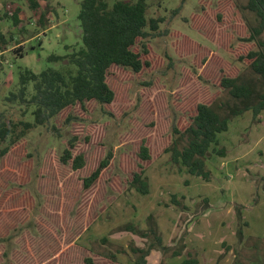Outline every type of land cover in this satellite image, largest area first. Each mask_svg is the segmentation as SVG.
<instances>
[{"label":"rangeland","instance_id":"374dc122","mask_svg":"<svg viewBox=\"0 0 264 264\" xmlns=\"http://www.w3.org/2000/svg\"><path fill=\"white\" fill-rule=\"evenodd\" d=\"M82 1H40L31 12L25 0H0V18L20 8L18 27L9 18L0 20V34L7 42L0 53V113L8 125L33 122L32 107L5 100L16 91L19 73L56 68L48 56H64L71 50L66 47L81 46L77 15ZM246 4L146 0V17L162 19L144 41L148 54H142V60L149 66L139 74L113 67L107 76L115 92L110 105L89 103L85 109L64 110L28 131L1 161L0 228L5 227L0 234L5 232L7 239L0 241V264H85L86 258L96 264H136L139 254L132 249L153 243L149 228L169 250L163 257L150 251L148 264H178L188 255L200 264H264V111L256 119L251 111L244 112L217 135L224 154L206 160L208 182L173 165L162 152L174 112L183 128L198 102L219 95L215 87L222 73L233 75L235 70L264 91L263 80L238 58L252 44L264 50V31L255 43L240 41L259 24ZM191 16L206 37L190 26ZM19 46L23 57L14 53ZM140 46L138 42L133 49L140 51ZM219 59L227 64L221 71L215 64ZM227 99L226 93L221 95ZM69 115L76 120L65 123ZM71 137L77 138L73 154L82 153L85 159L78 171L60 161ZM142 141L156 157L143 175L145 195L126 185L138 170L136 153ZM109 149L110 165L84 189L83 178ZM132 227L147 235L133 234ZM181 243L183 252L174 256L173 249Z\"/></svg>","mask_w":264,"mask_h":264},{"label":"trees","instance_id":"16d2710c","mask_svg":"<svg viewBox=\"0 0 264 264\" xmlns=\"http://www.w3.org/2000/svg\"><path fill=\"white\" fill-rule=\"evenodd\" d=\"M25 1L31 12H35L40 7V1L48 2V0ZM183 2L184 0H181V5ZM245 9L256 15L259 24L256 28H251L248 36L240 41L255 43V38L264 31V0H247ZM178 11L179 8L173 13ZM19 12L20 8H16L11 14L4 13L3 18H9L13 27H18ZM146 12V0H83L81 2L77 15L81 30V46L77 49L66 47L71 50L64 56L53 54L48 56L47 60L56 64V68L48 67L38 74L28 69L22 70L18 76L16 91L9 92L5 98L8 102L18 101L32 107L33 122H11L8 125L3 113H0V163L28 131L47 124L64 110L75 106L85 109L89 103L102 107L110 105L115 99V92L109 86L107 76L113 67L139 74L149 66L148 62L142 60V54H148L144 41L158 30L162 19L147 18ZM195 20L197 21V18L190 17V26L199 36L206 37L203 30L195 28ZM40 21L42 24L41 18ZM138 42L141 43L140 51H135L133 48ZM6 43L4 36L0 34V53L5 50L2 46ZM252 45L253 47H249L238 58L239 61H247L246 68L264 82V50ZM192 46L196 45L192 44ZM22 50L19 46L14 53L23 57ZM196 52L198 53L194 48V53ZM210 58L211 56L207 59V64ZM65 61L67 64L64 63ZM215 64L220 67V71L227 65L220 59ZM215 88L219 90V95L210 102H198L183 128L178 126V115L174 112L169 142L162 151L164 154H169L173 165L184 168L189 175L206 182L211 178V173L206 168V160L211 155L224 154L223 149L217 147V135L226 132L229 121L244 112L251 111L256 119L264 111V91L256 90L254 85L243 80L242 75L235 70L233 75L222 73ZM225 93L228 96L227 101L221 100V95ZM73 119L76 120L69 115L65 123ZM53 127L56 130L54 125ZM76 141V137L69 138L67 147L60 156L62 164L70 165L72 171L81 170L85 166L84 155L73 154ZM136 157L139 161L138 170L131 174L126 185L127 189H134L145 195L148 193V186L143 175L145 170L156 161V157L151 154L144 141L140 144ZM112 159L113 152L109 149L97 167L83 178L84 189H89L96 183ZM4 227L0 228V231ZM129 230L133 234H150L153 237V243L149 247L132 249L133 253L139 254L136 264H146V257L152 250L159 252L161 257L169 250L162 245L159 234L153 228H149L147 234L134 227ZM4 233L0 234V241L7 239ZM178 245L172 251L174 256H179L185 248L184 243ZM111 258L114 260L113 257ZM84 263L96 264L92 258H86ZM179 264H198V261L188 255Z\"/></svg>","mask_w":264,"mask_h":264},{"label":"crops","instance_id":"0c3cea01","mask_svg":"<svg viewBox=\"0 0 264 264\" xmlns=\"http://www.w3.org/2000/svg\"><path fill=\"white\" fill-rule=\"evenodd\" d=\"M178 232V230H176V228H175V231H174V233L172 234L173 235V238L178 234L177 233ZM172 239V238H171ZM170 242H171V240H170ZM187 249V248H186ZM151 253V252H150ZM233 254V253H232ZM233 257H234V254H233ZM197 259V261H198V264H200V261L198 260V258H196ZM173 260V259H172ZM182 262V261H181ZM180 262V263H181ZM146 264H148V258H146ZM171 264H174V261H172V263ZM179 264V263H178Z\"/></svg>","mask_w":264,"mask_h":264}]
</instances>
